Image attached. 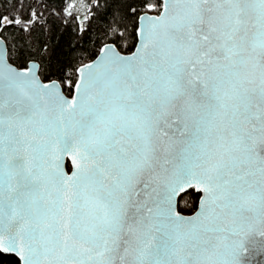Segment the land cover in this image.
I'll use <instances>...</instances> for the list:
<instances>
[{
    "label": "snow or ice",
    "instance_id": "obj_1",
    "mask_svg": "<svg viewBox=\"0 0 264 264\" xmlns=\"http://www.w3.org/2000/svg\"><path fill=\"white\" fill-rule=\"evenodd\" d=\"M11 8L0 264H264V0Z\"/></svg>",
    "mask_w": 264,
    "mask_h": 264
},
{
    "label": "trees",
    "instance_id": "obj_2",
    "mask_svg": "<svg viewBox=\"0 0 264 264\" xmlns=\"http://www.w3.org/2000/svg\"><path fill=\"white\" fill-rule=\"evenodd\" d=\"M14 0H0V12L7 14L8 11H12L11 5ZM52 24V31L47 38L52 42L53 53L55 56H61L66 59H72L73 55L78 53L80 49V44L78 43L76 49L71 47L73 41L77 39L76 35L73 33L72 25L69 24L61 28L60 24L54 20H50ZM85 46L88 42L85 39L82 41ZM192 197H186L181 201V206L187 207L193 204Z\"/></svg>",
    "mask_w": 264,
    "mask_h": 264
},
{
    "label": "water",
    "instance_id": "obj_3",
    "mask_svg": "<svg viewBox=\"0 0 264 264\" xmlns=\"http://www.w3.org/2000/svg\"><path fill=\"white\" fill-rule=\"evenodd\" d=\"M69 162L66 161V164H68ZM66 171H67V168H66ZM190 214V213H189ZM259 259V258H258Z\"/></svg>",
    "mask_w": 264,
    "mask_h": 264
}]
</instances>
